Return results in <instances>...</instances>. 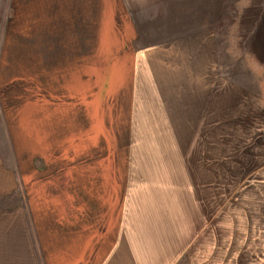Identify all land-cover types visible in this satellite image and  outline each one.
<instances>
[{"label": "rangeland", "instance_id": "1", "mask_svg": "<svg viewBox=\"0 0 264 264\" xmlns=\"http://www.w3.org/2000/svg\"><path fill=\"white\" fill-rule=\"evenodd\" d=\"M123 3L133 22L146 23L139 26L133 45L143 58L124 136L127 158L111 145L124 146L112 119L104 122L105 128L99 120L90 122L89 159L102 138L122 171L125 164L123 209L144 211L146 217L139 220L154 224L136 229L147 234L146 248L153 242L151 233L161 236L170 226V234L183 233L178 264H264V42L259 36L264 32V0ZM11 9L0 0V42L8 32ZM181 33L183 47L170 43ZM166 94L173 101L166 102ZM202 99L204 108L196 114ZM169 110L177 112L171 117ZM182 112L183 119L193 120L184 122L177 135L172 120ZM99 132L103 136H96ZM72 140L71 168L57 161L42 169L44 163L36 159L32 167L46 170V179L16 182L12 191H82L80 128ZM0 151L4 165L7 153ZM96 174L108 176L102 169ZM205 208L213 222L204 220ZM132 212L126 220L134 221Z\"/></svg>", "mask_w": 264, "mask_h": 264}, {"label": "crops", "instance_id": "2", "mask_svg": "<svg viewBox=\"0 0 264 264\" xmlns=\"http://www.w3.org/2000/svg\"><path fill=\"white\" fill-rule=\"evenodd\" d=\"M5 1L13 13L0 42V147L8 161H0V264H178L183 233L170 234L168 226L161 236L151 233L146 248L147 234L136 229L154 224L139 220L144 211L123 209L125 164L122 171L114 151H106L110 143L99 139L89 159L91 121L105 128L113 119L125 143L143 58L133 45L146 23L133 22L123 0ZM182 33L170 43L183 47ZM165 99L173 101L168 94ZM181 116L172 120L177 135L193 120ZM77 128L82 191H12L16 182L46 179L42 169L57 161L70 167ZM187 138L185 133L183 146ZM111 145L127 155L126 144ZM36 159L44 163L42 169L32 167ZM100 169L108 176L96 174ZM130 212L134 221L126 220ZM209 212L204 209V220L212 221Z\"/></svg>", "mask_w": 264, "mask_h": 264}]
</instances>
